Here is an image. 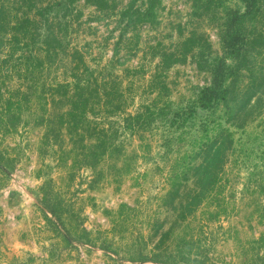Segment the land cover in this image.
Returning a JSON list of instances; mask_svg holds the SVG:
<instances>
[{"label":"rangeland","instance_id":"obj_1","mask_svg":"<svg viewBox=\"0 0 264 264\" xmlns=\"http://www.w3.org/2000/svg\"><path fill=\"white\" fill-rule=\"evenodd\" d=\"M257 2L245 12L244 0H21L30 16L46 8L60 50L44 41L39 14L27 35L0 24V264H264ZM218 66L228 92L210 100L203 93ZM252 70L262 78L251 89ZM78 79L93 83L82 143L95 142L94 128L114 142L93 158L73 157L70 126L56 115ZM25 85L29 99L10 126L6 99ZM213 140L224 142V171L186 212L192 168ZM46 182L59 217L40 201Z\"/></svg>","mask_w":264,"mask_h":264},{"label":"trees","instance_id":"obj_2","mask_svg":"<svg viewBox=\"0 0 264 264\" xmlns=\"http://www.w3.org/2000/svg\"><path fill=\"white\" fill-rule=\"evenodd\" d=\"M27 1H30V0H27ZM68 1L72 2L73 0H68ZM91 1L92 3L98 4L96 2L98 1L104 2L106 0H91ZM244 1H245V7H246L245 12H249L254 7L256 8L258 7L257 0H244ZM20 3H21V0H0V24H7L9 26L10 24H14L16 28L11 27V29L18 31V29L21 30L22 27H24L26 24L36 23L37 21L36 17H37V14H39V19H40V22L42 23L41 24L42 27L43 25H45L44 28L46 32L43 33L44 41L47 42L51 39L57 45L55 46V49L60 50L59 48L60 45L58 42L56 32L55 30H53L51 26L52 24L51 20L47 17L45 13L46 8L39 7L34 10H31L35 12V16L34 14L33 16H30L29 14H27L28 8L24 5L20 6ZM32 5L33 4L29 6H32ZM243 15L244 14H240L238 17L240 18ZM22 31L24 30H21V32L19 33L22 35H27V33L23 34ZM2 33L7 34V31H2ZM240 34L241 33L239 31L238 34H236V36L239 37ZM10 35L13 38V40H15L16 36L13 33ZM0 39L4 40L8 38L7 37L4 38L0 36ZM218 64H221V63L219 62ZM219 67L220 66L215 68L214 73L216 77L214 78L212 84L204 89L203 95L209 98L211 97L210 100L212 98L218 99L220 98L219 96L220 93L228 92V86L224 84L225 74L222 68H219ZM250 74L251 76L249 79H251V81H250V85H248L249 88L252 89L257 85L260 87L262 76L260 77L259 75H257V72L255 70H252ZM20 77L23 79V76H20ZM0 78H1V75H0ZM61 86L69 88L68 87L69 84L66 81H64L63 85H60V84L58 85L59 88H61ZM92 86H93V83L89 79H86L83 81L79 79L77 81L75 80L72 87H70V93H68V89H67L66 92H63L61 94L62 98L68 99L67 100L69 103L68 107L65 110H63L65 111L64 113L62 112L56 113V115L59 117L61 122H64V120H66L67 125L70 126V132L72 133V134L70 133V136H72V138H70L69 140L71 141L70 143L72 147H69V149L72 150V152L74 151V154H73L74 158H80V156H83L84 158H87V157L93 158L94 156L97 155L98 149H99V154H103V153H106L107 149L110 148L111 150V148L114 146V142L110 138H108L107 133L98 132L99 128L92 129L91 135L94 136L95 142L90 143L88 145H85L82 143L81 137L77 133V131L81 130L80 127H82V123H83L84 111L82 107L88 105L87 99L91 93ZM30 91H31L30 86H27V85H25V87L19 86L15 90L10 92V98L8 99L4 98L6 99L8 103H6L7 108L5 109V112L3 115L9 116L10 113L12 112V114L10 115V126L15 127L16 123L18 122L17 120L20 119L19 117V111L21 110L20 104L22 102L27 101V99H29L28 97L29 94L27 93H31ZM242 91L246 92V89H242ZM99 93L100 92H97L95 93V95H98ZM102 94H104V96L106 95L103 92V90H102ZM251 95L253 94L251 93ZM2 99L0 98V101ZM9 99L10 101H8ZM14 103H16V105H14ZM243 103L247 104L248 100H246ZM244 104H241L240 106L243 107ZM226 106L228 107V104ZM52 115L53 114H50V113L47 114L48 118L45 120V124H44L45 125L44 134H43L44 139L47 138V134L53 137L54 136L53 132L56 131L53 125V122L55 120L52 119L51 117ZM42 122H43L42 119L38 121V123L40 124ZM47 124L49 125V127L50 126L52 127V128L48 127V129L50 130L46 129ZM50 140L51 139L47 138V141L46 142L42 141V143L50 145L51 143ZM61 151L63 152L64 148H62ZM201 153L203 157L202 160L198 164L193 166L192 168L193 169L192 177H193V180L195 179L194 182L192 183V186H194V189L193 187L188 188V191H190V193H187L188 191L186 192L185 190L184 193L186 195L187 200L183 202L184 203L183 205L179 204V207L186 209L185 210L186 212L192 211V209H194V206L197 204L200 198L206 193L210 192L211 186L214 184L212 182H216L218 179V175H220L224 171V165L226 162L227 152L225 150L223 141L213 140L211 143L207 145V147H205L204 151H201ZM58 157L59 158H56V160L61 163V161L63 160V156L58 155ZM91 167H94V166H91ZM72 168L73 167H70V166L68 167L67 169L68 173H69V170ZM46 183L48 184V189L43 193V197L40 199V201L42 202V205L45 208V210H47L50 214H52V216L59 217L60 203L55 202V198L52 196V190H51L50 184L49 182H46ZM174 191L175 193L178 192L177 189H175ZM153 256L154 257H164V255L161 254L160 251L158 250H156L153 253Z\"/></svg>","mask_w":264,"mask_h":264}]
</instances>
